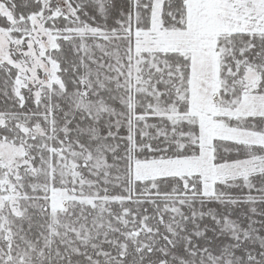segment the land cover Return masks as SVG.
Instances as JSON below:
<instances>
[{"label": "snow or ice", "instance_id": "snow-or-ice-1", "mask_svg": "<svg viewBox=\"0 0 264 264\" xmlns=\"http://www.w3.org/2000/svg\"><path fill=\"white\" fill-rule=\"evenodd\" d=\"M0 264H264V0H0Z\"/></svg>", "mask_w": 264, "mask_h": 264}]
</instances>
